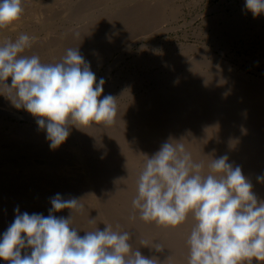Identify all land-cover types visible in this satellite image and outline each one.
Here are the masks:
<instances>
[{
    "label": "rangeland",
    "instance_id": "obj_1",
    "mask_svg": "<svg viewBox=\"0 0 264 264\" xmlns=\"http://www.w3.org/2000/svg\"><path fill=\"white\" fill-rule=\"evenodd\" d=\"M20 33L36 37L24 54L43 63L79 47L96 82L105 81L100 98L116 97L118 112L108 125L70 126L51 149L37 118L0 95V239L17 208L47 216L60 194L84 205L73 216L80 236L119 225L132 234L133 250L187 264L191 217L176 228L144 222L138 211L131 219L138 174L170 139L182 140L205 173L212 158L227 155L264 200L257 180L264 176V14L253 17L245 0H26L22 17L0 29V42Z\"/></svg>",
    "mask_w": 264,
    "mask_h": 264
},
{
    "label": "clouds",
    "instance_id": "obj_2",
    "mask_svg": "<svg viewBox=\"0 0 264 264\" xmlns=\"http://www.w3.org/2000/svg\"><path fill=\"white\" fill-rule=\"evenodd\" d=\"M26 0H0V29L18 21ZM253 17L264 14V0H245ZM36 37L20 33L0 42V95L17 109L36 117L46 130L50 148L56 149L70 135L69 127L108 125L117 116V98L104 95V79L96 82L89 62L79 47H70L55 63H43L38 55H25ZM9 77L11 84L7 83ZM194 161L182 140L164 142L147 157L136 180L133 215L140 220L176 228L189 217L194 224L187 236V264H264V200L258 201L251 182L227 155L207 164ZM257 180L264 183V176ZM49 214H21L0 239V260L5 264H166L133 250L132 234L114 230L84 231L73 226L74 213H82L81 199L50 200ZM68 209L67 218L54 215ZM95 218H89L94 224ZM141 246L162 253L158 242L140 240ZM25 251L23 257L21 250Z\"/></svg>",
    "mask_w": 264,
    "mask_h": 264
},
{
    "label": "bare ground",
    "instance_id": "obj_3",
    "mask_svg": "<svg viewBox=\"0 0 264 264\" xmlns=\"http://www.w3.org/2000/svg\"><path fill=\"white\" fill-rule=\"evenodd\" d=\"M249 97V96H248ZM253 102V101H252Z\"/></svg>",
    "mask_w": 264,
    "mask_h": 264
}]
</instances>
